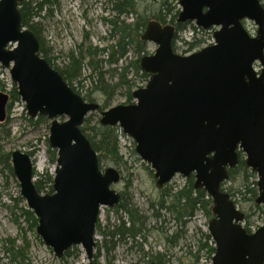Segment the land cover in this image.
Listing matches in <instances>:
<instances>
[{
  "label": "water",
  "instance_id": "95a60500",
  "mask_svg": "<svg viewBox=\"0 0 264 264\" xmlns=\"http://www.w3.org/2000/svg\"><path fill=\"white\" fill-rule=\"evenodd\" d=\"M22 1L0 0V65L8 68L28 116L43 115L50 122L47 141L57 154L53 192L34 186L28 153L11 151V167L41 240L56 257L79 245L86 264H94L98 215L119 202L113 185L121 175L111 166L100 169L97 152L80 131L99 103L81 98L40 56L38 38L22 25ZM178 5L177 22L216 28L214 42L188 55L173 52L175 26L149 20L140 39L156 47L139 64L150 77L132 91L133 103L105 108L98 120L117 124L135 142L158 189L175 175H193L194 187L207 192L213 201L207 232L215 244L210 264H263L264 222L247 232L244 212L220 186L241 151L257 177L255 202L264 208V5L260 0H179ZM244 21L253 22L254 35ZM8 97L0 90V122Z\"/></svg>",
  "mask_w": 264,
  "mask_h": 264
},
{
  "label": "trees",
  "instance_id": "16d2710c",
  "mask_svg": "<svg viewBox=\"0 0 264 264\" xmlns=\"http://www.w3.org/2000/svg\"><path fill=\"white\" fill-rule=\"evenodd\" d=\"M179 0H110L108 6L109 12H111L109 18L102 15V21L109 26L108 35L102 37L105 40V45L101 48L98 46H92L87 43L88 39L85 36L84 40H81L79 44H76L74 48H70L63 57V63L61 66H57L54 61L57 57L50 56L48 49L44 47L42 43V34L45 31L44 20L46 18H53L54 12L58 7V0H24L19 5V13L22 18V25L28 27L38 38L39 41V54L41 57L51 65L52 68L57 70L62 78L67 82L68 86L78 93L81 98L86 101L92 102L93 95L99 93L105 96L103 104H99L97 111L88 114L83 119V124L80 127V131L85 134L86 138L91 144L92 149L97 152L98 163L101 169L107 164L113 165L116 170L119 171L121 165H125L123 160L120 144L118 141L119 129L118 125L109 126L101 125L99 114L105 108H108L113 101L115 90L119 91V96L123 97L122 104L133 103L132 91L141 87L146 83L150 77L149 73L144 72L139 64L141 57L148 53L147 41L140 39L143 29L149 20H157L161 24L171 23L175 26L176 33L173 37L172 49L176 52L175 42L178 34L186 30L191 31L190 40L183 41L186 45L185 53L197 49L203 45L206 40L203 38L205 29L196 27L191 21L177 22V16L180 11L178 6ZM134 14L130 21H126L129 15ZM201 33V37H197V34ZM131 55V56H129ZM98 59L94 61V58ZM124 57V62L120 66L113 67L112 69H105V66L112 67L116 65L119 60ZM87 68L89 73L83 74V69ZM88 84L85 92L83 87ZM111 82L113 84H111ZM12 85L11 88H7L8 85ZM0 90L9 92V104L7 110L14 101L19 99L16 85L5 80L0 71ZM95 116V117H94ZM94 117V118H93ZM8 116L4 122H7ZM28 121L33 123L44 122L49 129L50 122L43 115H40L34 119L27 118ZM0 122V127L4 134H8V130L5 128L6 124ZM46 155L48 156V162L55 164L57 154L54 148H51L47 139L44 141ZM28 155L33 156L34 151L27 152ZM11 151L7 152L5 148L0 144V167L7 171L9 177L14 178L13 168L11 167ZM238 162L235 168L228 169L227 180L224 181L220 189L227 191L232 198L240 197L243 193L249 194L250 199L254 201V207L264 214V208L262 204H257L255 198L258 194V188L256 187V174L250 167L245 165V156L241 151L237 152ZM106 169V168H105ZM151 169V168H150ZM152 171V169L150 170ZM120 173V172H119ZM154 173V171H153ZM34 186L41 193L53 192V177L52 173L46 168L42 173H38L33 170ZM241 178V182L238 188H234L236 181ZM154 178V175H153ZM155 181V178H154ZM183 186L176 187L174 184L166 183L161 189H158L159 196L151 202L147 211H142L137 207L131 198H127L124 192L121 194L120 200L113 208L115 212H121L118 222L113 224L109 231H103L100 227L99 219L96 223V233H102L103 246L107 255L116 246L129 244L127 247L130 251L135 247L142 252L143 255H149L148 251H143L142 242L139 240H145L149 230L157 228L164 237V240L172 247H176L178 243L185 238L186 225L197 212H201L205 219L213 217V211H211L213 201L203 188H195L193 175L187 177ZM16 200H23L21 197H16ZM237 204V201L234 200ZM20 215L24 217V220L30 222V225H37V218L32 210L28 209L26 205L19 209ZM150 212V215H146ZM245 213V212H244ZM250 215V214H249ZM249 215L245 213L244 219H248ZM168 216V217H166ZM149 222H153L151 229L148 228ZM159 223V226L156 223ZM172 222V223H171ZM244 228L247 232H251L249 222L246 220ZM199 237L190 241L188 253L193 256L194 261L192 264H199L201 260L205 258V261L211 259L212 254L215 252V245L212 242L209 233L199 232ZM9 245L4 246V250L9 253H13L12 248H16L17 242L9 241ZM5 244V243H4ZM77 246H71L64 252L65 256L71 254V249ZM95 247H98V243H95ZM195 247L193 252L192 248ZM17 250H21L18 248ZM63 255V256H64ZM62 256V257H63ZM94 255L93 257H95ZM147 262L153 264H168L170 257H167L166 253L154 252L149 255ZM264 263V262H263Z\"/></svg>",
  "mask_w": 264,
  "mask_h": 264
},
{
  "label": "rangeland",
  "instance_id": "374dc122",
  "mask_svg": "<svg viewBox=\"0 0 264 264\" xmlns=\"http://www.w3.org/2000/svg\"><path fill=\"white\" fill-rule=\"evenodd\" d=\"M110 0H58V7L54 12L53 18H46L44 20L45 31L42 34V43L45 48L48 49L49 55L57 57L54 63L57 66H61L65 57L63 55L69 51L70 48H74L76 44H79L81 40H84L87 36V43L92 46L102 47L105 45V40L102 37L107 36L109 26L102 21V15L109 18L111 12L108 10ZM264 5V0H260ZM132 16L129 15L126 21H130ZM246 27L252 34L255 32L256 27L253 22L247 21ZM216 28H208L205 30L203 38L206 42L202 45H209L213 42L212 34ZM202 34L198 33L197 37H201ZM191 31L186 30L178 34L175 42L176 52L179 54L185 53L187 48L183 41L190 40ZM156 45L148 43V53L154 51ZM200 47V46H199ZM197 50V49H196ZM131 56V55H129ZM98 58L95 57L94 61ZM124 62V57L119 60L116 65L112 67L105 66V69H112L113 67L120 66ZM259 68V65H256ZM0 71L2 76L10 81L9 70L0 65ZM89 70L83 69V74L87 75ZM111 84H113L111 82ZM144 85V84H143ZM87 84L83 87L85 92ZM12 85H8V89ZM119 89L115 90V95L110 106L115 104H121L123 97L119 96ZM93 101L103 104L105 96L99 93L93 95ZM92 101V102H93ZM109 106V107H110ZM8 120L4 122L5 128L8 130V134L5 135L4 131L0 127V144L5 148L7 152L13 150H19L22 152L33 153V166L34 170L38 173H42L46 168L50 173H53L54 164L48 162V156L45 150V139L48 138L49 133L47 126L44 122L33 123L27 120L28 114L25 111V104L21 99H17L10 106L9 110H6ZM90 114V113H89ZM87 116V115H86ZM95 117V116H94ZM93 117V118H94ZM7 118V117H6ZM34 119V118H32ZM61 121V119H60ZM118 141L120 144V151L125 165L119 167L120 180L113 185V188L117 192H124L127 198H131L132 202L142 209L147 211L158 196L159 190L156 187V182L153 178V171H150L151 167L140 159L135 150V142L128 136L119 133ZM109 164L103 167L102 170L107 168ZM113 166V165H110ZM236 181L234 188H238L241 178ZM186 178L180 175H175L170 184L176 185V187L183 186ZM20 196V188L18 180L14 177H9L7 171L0 167V264H86V256L84 250L78 245L76 248H72L71 254L63 257H56L51 247L45 244L35 230V225H30V222L24 220V217L20 215V208L26 205L25 199L16 200V197ZM22 198V197H21ZM237 201V208L249 215L248 219H244L242 226L249 222L252 230L258 228L264 222V214H261L258 209L254 207V201L250 199L249 194H242L240 197L231 198ZM120 211L115 212L113 208L102 207L99 214V223L103 231H109L112 229V225L118 222L120 217ZM147 212L146 215H150ZM168 217V216H166ZM209 219H205L201 212H197L195 216L187 222L185 230V238H183L178 245L174 248L170 246L165 240L161 232L155 227L152 228L153 222H149L148 234L145 240H139L142 242L143 251H148L149 255L154 252H163L170 257L168 264H192L194 261L193 256L188 253L189 244L192 239L199 237V232H207V226ZM172 223V222H171ZM159 226V223H156ZM102 233H96L95 240L98 243V247H94L93 257L94 264H153L147 262L150 258L149 255H143L137 247L130 251L127 247L129 244L116 246L107 255L103 246ZM17 242L16 248H12L13 253H7L4 250L5 245H11L9 241ZM5 243V244H4ZM20 248L21 250H17ZM193 252L195 247L192 248ZM210 260L205 261V258L200 261L199 264H210Z\"/></svg>",
  "mask_w": 264,
  "mask_h": 264
},
{
  "label": "flooded vegetation",
  "instance_id": "af4514ba",
  "mask_svg": "<svg viewBox=\"0 0 264 264\" xmlns=\"http://www.w3.org/2000/svg\"><path fill=\"white\" fill-rule=\"evenodd\" d=\"M6 92H7V91H6ZM8 95H9V92H8ZM9 96H10V95H9ZM8 102H9V97H8ZM8 102H7V106H8V104H9ZM7 106H6V110H7ZM95 231H96V230H95ZM95 243H96V240H95Z\"/></svg>",
  "mask_w": 264,
  "mask_h": 264
}]
</instances>
